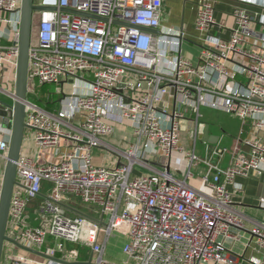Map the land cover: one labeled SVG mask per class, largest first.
<instances>
[{"label":"built area","instance_id":"built-area-1","mask_svg":"<svg viewBox=\"0 0 264 264\" xmlns=\"http://www.w3.org/2000/svg\"><path fill=\"white\" fill-rule=\"evenodd\" d=\"M239 2L227 39L212 32L218 25L216 2L199 4L196 28L215 50L203 47L194 63L182 55L181 31L142 30L162 27L164 0L36 1L46 9L35 12L24 139L37 151H22L17 161L7 234L60 261L6 242L8 264H85L83 247L91 253V264H111L106 247L115 232L128 238L122 264H242L243 254L227 241H238L236 230L246 228L236 204L244 189L236 179L264 176V0ZM21 5L22 0H0V93L12 100ZM74 80L87 81V91L64 93L55 110L42 105L36 86ZM172 93L176 105L169 110ZM178 104L196 114L197 125L201 106H208L249 121L253 134L238 140L223 168L220 159L230 152L227 147L205 143L201 155L197 138L190 147L183 144L186 115ZM2 119L3 177L13 119ZM124 122L136 138L127 150L107 142L115 125ZM95 148L108 151L115 163L97 166ZM45 151H54L58 160L42 161ZM161 158L163 170L154 164ZM202 164L208 167L202 181L211 194L188 182ZM141 168L149 173L137 175ZM39 197L34 225L27 212ZM73 198L98 207L99 217L77 211ZM259 204L264 207V197ZM250 235V245L263 255L249 261L264 264V221L256 222Z\"/></svg>","mask_w":264,"mask_h":264},{"label":"crops","instance_id":"crops-1","mask_svg":"<svg viewBox=\"0 0 264 264\" xmlns=\"http://www.w3.org/2000/svg\"><path fill=\"white\" fill-rule=\"evenodd\" d=\"M204 0H164V17L162 20V27L159 29L161 33H164L168 30L169 27H173L183 33V42L181 45L182 49V55L191 60L194 63H197L199 60L200 51L203 47H210L215 50V47L210 43V45L207 43V36H204L201 34L200 31L196 28V19H197V12L199 4ZM216 2V20L218 22V25L214 27L212 30L213 34L222 37V38H229L231 29L235 26V18L233 15L234 8L242 5L239 0H213ZM247 8L251 12H256L257 9L252 6H247ZM230 67L236 68L234 64H230ZM10 74V73H9ZM8 73L6 74V76ZM10 77V75H8ZM239 80H243L244 78L242 76H238ZM40 86L41 92H37V96L39 99L43 102L42 105L48 109V110H55L60 107L61 99L64 96V93H85L87 91L88 82L83 80H74V81H68L61 84H46V85H38ZM37 86V87H38ZM167 104L169 105V110H172L175 107V95L172 93L171 96L167 97ZM178 104V107H180L183 111H185V121L183 122V129L181 132H185L186 134L184 137H186L187 140L184 138L183 144L186 147H190L192 144L193 138H197L198 148L199 146L203 149L205 148V143L210 144L214 147H223L222 141L224 139L225 134L227 131L224 130L221 133L218 132V130H212L211 129V122L202 120V117L204 116L201 109V117L199 119V125L196 124V114L192 112L191 110H186V108ZM205 108H210L208 106H201ZM214 109V108H212ZM220 110V109H216ZM223 111V110H221ZM225 112V111H223ZM227 113V112H226ZM229 114V113H227ZM232 115V114H230ZM237 120V126L235 129H233L235 135V141L233 143L232 148H229L226 146L230 152L226 153L221 159L220 164L223 168L228 167L232 150H234L237 142L239 139H244L248 136H251L253 134L252 127L249 121L244 122L239 117L232 115ZM2 120L0 117V134L3 133V126ZM208 127L209 134L213 136H217L218 140L216 143H210L208 141H204L202 138H200V134L204 132L205 128ZM224 133V134H223ZM136 141L134 130L131 127L129 122L124 123H117L115 125V131L114 133L108 137L107 142L111 144L112 146L121 149V150H127L134 142ZM30 148V151L33 152V155L36 153V149L34 145L29 142L27 139H24L23 149H25V145H27ZM244 149L246 147L243 146ZM101 148H95L93 149V161L97 166H105L106 161H112V164L115 163V158L112 157V155L105 150ZM103 152V157H100L99 153ZM50 158V160H49ZM55 160H52L54 159ZM42 161H57L58 157L55 155L54 151H45L42 152ZM159 162H154L155 166H157L158 169L163 170L166 166V161L162 158L159 159ZM108 165V164H107ZM142 171L136 170L138 172H143L145 174L149 173V170L141 168ZM208 172V167L205 164L199 165L198 167L194 168L193 170V177L188 179V182L194 186L196 189L211 194V191L205 186V184L202 181V175L204 173ZM138 175V174H137ZM180 175V174H178ZM237 183L241 184L244 189L243 195L236 196V204L238 208L243 212L245 215V222H246V228L243 230H236V232L239 234V240L238 241H227V245L229 247H232L237 253L243 254L244 257L241 258L242 264H251L249 259L252 257H262L263 251L260 250L256 245L253 243L250 245V228L256 223L264 221V207L260 206V198L264 197V176L263 177H257V176H251L249 178H242L238 177L236 179ZM3 183V177L0 176V193H1V187ZM75 199V198H74ZM78 200V199H77ZM42 201V198H37L31 202V204L35 203V206L31 208L27 212V218L32 223V221L37 222L39 220L37 215V208ZM74 200L71 199V206L74 207L77 211L82 212L81 210H78L76 204L73 202ZM30 204V205H31ZM30 207V206H29ZM95 217H99L98 209L90 210L87 213ZM113 234H117L120 237H122V245H121V254H120V264H122L124 261H126L127 257L123 251L125 243L128 241L127 236L115 232ZM110 240V239H109ZM109 243V241H108ZM79 246V245H78ZM81 248V246H80ZM108 244L106 247V258L108 260H111L108 257L107 253ZM21 252V251H20ZM82 260L87 261L88 264L90 260L91 253L89 252V249L86 247L82 248ZM7 255L4 252L3 254V261L2 264H8L7 263Z\"/></svg>","mask_w":264,"mask_h":264},{"label":"water","instance_id":"water-1","mask_svg":"<svg viewBox=\"0 0 264 264\" xmlns=\"http://www.w3.org/2000/svg\"><path fill=\"white\" fill-rule=\"evenodd\" d=\"M46 9L36 3L35 0H22L20 11V38H19V57L16 70L15 91L13 95V102L8 103L0 100V117H12L11 125L12 134L10 138L8 160L4 170L3 183L0 193V264L3 261V254L6 242H12L19 248L27 250L31 253L41 255L43 257L51 258L55 261H60L57 258L49 257L44 253L27 248L21 245L18 241L11 238L7 234L8 223L10 218L11 200L14 187L17 183V161L19 160L26 132V115H27V101L29 92V63H30V48L32 43V32L34 23V14L38 10ZM142 30L152 32L154 34H161L159 29ZM142 86H147L145 83ZM4 107H8L6 111ZM200 138L210 143H216L217 136L209 134L208 127L200 134ZM136 174L141 175L140 172L135 171ZM88 264H91L90 262Z\"/></svg>","mask_w":264,"mask_h":264},{"label":"rangeland","instance_id":"rangeland-1","mask_svg":"<svg viewBox=\"0 0 264 264\" xmlns=\"http://www.w3.org/2000/svg\"><path fill=\"white\" fill-rule=\"evenodd\" d=\"M38 1V0H35ZM37 24H38V18L37 15H34V23H33V32H32V39L34 40L36 37V32H37ZM13 77V75H11V78ZM36 92L40 93L41 89L40 86H36ZM31 98L36 99V97L31 96ZM0 100L1 101H5L8 103H12L13 100L11 97L7 96L6 94L0 93ZM201 111L203 113V117L202 120H207L209 122H211V129L212 130H218L219 133H221L220 131H224L222 130L225 129L227 131V133L224 136V139L222 141L223 147L228 146L229 148H232L233 143L235 141V133L233 131V129H235V127L237 126V120L236 118H234L232 115L227 114L226 112H223L221 110H216V109H212V108H205L202 107ZM186 133L185 132H181V138H182V142H184V138L185 140L186 137H184ZM224 134V133H223ZM187 135V134H186ZM27 145H25V149H24V153L27 155H33V152L30 151V148L28 147V143H26ZM105 152V150H103ZM100 152V151H99ZM198 152L201 155L205 154V149L201 148L199 146L198 148ZM106 153V152H105ZM103 152H100L99 155L100 157H103L104 155ZM50 160V158H49ZM52 160H55L52 159ZM106 161V165H112V161ZM74 200L73 202L76 204L75 207L78 208V210H81L84 213L89 212L90 210H94V209H99L98 207L94 206V205H90V204H86V203H82L80 200L77 199H72ZM34 202L33 204L30 205V207L28 208V211L33 208L35 206ZM32 224H38V220L37 222L32 221ZM121 245H122V237H120L117 234H112V236L110 237L109 243H108V248H107V253H108V257L111 259L109 260V262L111 264H120V254H121ZM74 247H80L77 244L73 245ZM11 246L8 244L6 249L10 251ZM7 251V252H9Z\"/></svg>","mask_w":264,"mask_h":264}]
</instances>
